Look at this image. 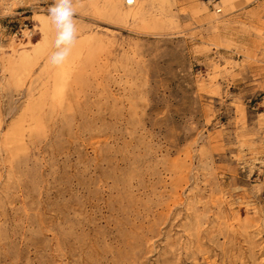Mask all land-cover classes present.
I'll list each match as a JSON object with an SVG mask.
<instances>
[{"label":"rangeland","instance_id":"rangeland-1","mask_svg":"<svg viewBox=\"0 0 264 264\" xmlns=\"http://www.w3.org/2000/svg\"><path fill=\"white\" fill-rule=\"evenodd\" d=\"M0 264H264V0H0Z\"/></svg>","mask_w":264,"mask_h":264},{"label":"built area","instance_id":"built-area-1","mask_svg":"<svg viewBox=\"0 0 264 264\" xmlns=\"http://www.w3.org/2000/svg\"><path fill=\"white\" fill-rule=\"evenodd\" d=\"M135 1L134 0H125V5L127 6H132L134 5Z\"/></svg>","mask_w":264,"mask_h":264},{"label":"bare ground","instance_id":"bare-ground-1","mask_svg":"<svg viewBox=\"0 0 264 264\" xmlns=\"http://www.w3.org/2000/svg\"><path fill=\"white\" fill-rule=\"evenodd\" d=\"M135 1V0H134ZM135 4V3H134ZM133 6V5H132Z\"/></svg>","mask_w":264,"mask_h":264}]
</instances>
